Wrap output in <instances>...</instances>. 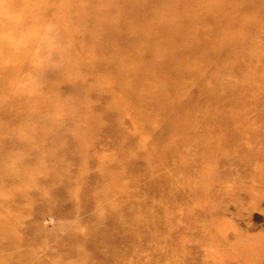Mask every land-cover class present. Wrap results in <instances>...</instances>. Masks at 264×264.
Segmentation results:
<instances>
[{
  "label": "rangeland",
  "instance_id": "rangeland-1",
  "mask_svg": "<svg viewBox=\"0 0 264 264\" xmlns=\"http://www.w3.org/2000/svg\"><path fill=\"white\" fill-rule=\"evenodd\" d=\"M25 1L28 3L24 9L26 14H22L3 6L0 0V23L8 19L31 22L27 32L13 43L16 51L9 50V53H4L0 57V63L5 66L4 69L6 68V71L1 73V78L8 82L5 89L11 88L14 91V96L10 100L0 96V117L8 120L6 123L0 122V149L5 148L4 152L0 153V168L9 164L20 165L27 161L26 155L32 147L40 154L31 158L32 164L29 169L22 170L24 173L27 171L36 176L33 182L17 186L9 182L4 184V174H0V204L6 206L5 210H0V220L13 216L12 212L6 210L9 209L11 197L30 190L25 196L22 195L25 199L24 208L20 209L22 212L16 218L19 219L20 228L10 229L8 233L6 231L7 236L10 235L9 238L14 239L6 246L5 257L0 260V264H12L22 250L24 258L31 256L33 259L27 264H88L86 260L91 252L82 244V240L87 235L86 231L89 227L98 230L97 225H100V229L110 226L105 219L110 216L108 212L113 213L117 204L121 205L124 199L123 187L127 188L126 194H135V190L141 194L147 190L152 192L159 190L162 197L163 194L169 193L166 188L169 187L168 185L159 186L158 182L163 180V175L175 177L183 168V164L188 162L190 168L201 170L199 174L202 175L201 180L205 178V184L199 189V176L190 173V170L187 171L186 178L191 180V186H186L183 179L174 180L178 183H176L177 187L185 186L187 192H184L180 202L175 203L172 200L170 204V209L175 210L174 216L172 215L175 217L173 221L168 220L170 229L164 231L155 226L147 228L146 235L149 240H145L148 239L146 236L137 240L138 248L134 246V254L136 253L137 258L132 261L130 258V261L133 264H146L154 254L162 252L166 254L164 259H160V264H264V140L256 139L257 133L264 134V121H262L264 118V14L248 12L243 17L240 11L239 21L246 18L249 26L245 31L238 30L228 35L229 38L233 37L239 42L248 39L247 52L244 56H240L242 59H250L249 54L253 49L256 56L263 61L259 63L262 65L259 75L254 76L255 82L252 80L253 85L245 95L247 103L243 104L242 110L239 106L240 97H230L232 100L228 101V106H215L216 102L221 100V95L218 89H213L214 84L210 78L221 65L219 66L215 62L216 59L210 58L208 54H199L196 61L189 63L188 60L183 66L187 72L201 74L204 85L202 88L198 86L201 88V94L197 99L202 100L201 103L207 98L213 100L209 110L218 116L216 122L211 120L210 116H206L208 122L204 123L202 110L199 112L182 109L185 107L182 103H189L195 98L193 84L176 85L178 93L183 97V101L177 107H170L160 101L152 104V101L158 99V94L154 90H149L150 86H156L157 89L166 83L165 80L160 81L163 72L159 71H151L152 78L156 77L155 80L158 81L152 79L148 81L149 84L141 89L142 92L133 88L129 93L124 90L114 91L110 83L116 81V77L106 78L109 84L106 86L107 89L95 90L92 93L93 98L82 103L80 109L82 120H76V116L80 114L77 108L72 110L73 119L71 118V122L68 123L67 114L62 112L61 108L47 121L41 122L32 116L37 111L38 101L30 100L42 94V83L52 80L47 72L62 68L64 63L60 62V66L58 60L67 53V46L71 47L75 54L81 52L86 54L82 68L89 69L93 62L111 60L119 62L121 58L119 54L107 50L111 45L116 50L117 44L115 42L111 44L106 39H98L97 28L90 26L89 23L101 17V14L108 10L107 3L113 0ZM127 1L136 3V10L131 15L124 14L122 10L109 15L104 23L100 24V29L103 27L105 29L108 25L116 30L120 28L121 33L124 32L126 37H132L136 34V29L128 27V24L137 20L142 12L147 11L152 14L150 18L144 17V24L141 26V31H144L146 27L156 22L176 23L183 20L181 17L188 16L187 14L192 10L189 8L190 10L181 11L176 7L180 1L193 0H170L169 3L156 7L149 3L150 0ZM220 1L223 0L209 2L215 4ZM91 5L97 6L98 11L91 12V8L88 7ZM206 11L207 8L202 7L198 12L204 15ZM231 16L233 14L228 12L227 17ZM182 25V28L193 26L191 23L183 22ZM122 26L127 28L123 27L121 30ZM15 31L5 24L1 25L0 39H8ZM249 39H253V43H250ZM213 46L217 48L218 43ZM144 52V49H136L134 53L141 55ZM154 55V60L157 61H162L164 58V55L158 52ZM65 61L67 62V57ZM249 65L252 67V63ZM173 67L180 69L177 65ZM248 67L247 72L252 77L254 70ZM73 76L75 77L74 74ZM88 76L90 77V74L83 73V79L76 77L73 81L76 85L89 83L91 80ZM236 83L240 86L239 81H234L233 85ZM61 84L57 82L58 87ZM49 93L51 97L63 102L65 98L71 96L69 92L65 94L62 88ZM128 95L130 98L127 97ZM139 101L142 103L139 104ZM163 101L168 102L164 99ZM146 103H150L151 108L146 107L144 105ZM102 112L113 115L105 118ZM261 114L262 118L259 119ZM84 121H91L96 125L84 127ZM186 122H190L192 128L182 130L179 126ZM217 128L220 131L216 133L214 131ZM83 131L90 133L84 134ZM231 131L237 135V138L239 136L245 138L242 140H244V149L248 152L241 154L239 159L249 158L250 164L246 172L248 179L242 182L236 180V177L229 176L223 182L216 179L213 182L218 185H213L212 181L208 180L210 172L222 173L218 169L212 171L211 167L214 165L208 162L203 148L217 144L223 150V157L226 156L222 145L229 140L231 142L226 149H231L233 146L235 141L232 142V139L227 138V134ZM156 132H160V136L158 135L160 138L155 136ZM80 133L83 135L80 136ZM4 138L7 140L3 141ZM129 138L135 140L131 146L124 148L117 144ZM20 139L23 141L22 144L19 142ZM178 140L192 143H187L185 150L172 152L174 169L166 170L170 167L165 165L161 155L167 145L170 146ZM194 141L199 143L200 147H197L200 148L199 153H196ZM13 144L14 148L11 146ZM67 149H71L72 153L74 151L71 157H67ZM91 150L102 154L93 153L92 157L86 156L87 151ZM116 153L126 154V158L121 160L126 164L130 163L134 155L139 156L136 161L138 163H133L139 166L133 167L129 175L124 174V169L114 171L111 167L119 161L114 158ZM142 153L146 156L144 157ZM196 156H200L201 160L195 159ZM252 157L257 158L258 161L252 160ZM107 166L111 167L105 171ZM223 173H225L224 167ZM101 174L104 181L102 185L99 183L100 180L96 182ZM253 181L256 184H253ZM132 183L137 184V189H132ZM82 186L91 190L92 197L107 196L106 201H99L101 204L95 201L96 207L87 211L80 208L81 202H77L78 199H75V202L73 198L79 196ZM149 200L152 203L156 198L152 197ZM237 204L238 208L234 209L233 205ZM226 206L228 209L223 211ZM161 211L165 220L168 217L164 212L166 210L162 207ZM133 217L145 222V216L139 210H132L130 223H133ZM98 220L101 221L100 224L97 223ZM119 220L123 221L120 218L114 219L115 222ZM109 231L116 233L115 229ZM15 239L26 242L20 246L21 244L15 242ZM37 260L42 262L37 263Z\"/></svg>",
  "mask_w": 264,
  "mask_h": 264
},
{
  "label": "bare ground",
  "instance_id": "bare-ground-1",
  "mask_svg": "<svg viewBox=\"0 0 264 264\" xmlns=\"http://www.w3.org/2000/svg\"><path fill=\"white\" fill-rule=\"evenodd\" d=\"M203 1L204 0H193L189 2L180 1L176 9L182 11L190 8L192 11L190 12V14H187L188 16H182L181 19L183 18V20H180L176 23L156 22L155 24L146 27L144 31H141V26H143L144 24V17L150 18L152 14L149 12L147 13V11L142 12L137 20H134L131 24H128V27L136 29V34L132 37H126L124 35V32L121 33L120 28L119 30H116L107 25L105 26V29L104 27L103 29H100V24H103L104 20L108 18L109 15H112L119 10H122L124 14L126 13L127 15H131L136 10V3L127 0H113L112 2H108V10L104 11L105 13L101 14V17H97L95 20H92L89 23H91L90 26L97 28L96 32L98 39H106L107 42L111 44H114V42L117 44L118 48L116 50L113 49L112 45H108L109 48L107 50H110L112 53L119 54L121 59L119 60V62L117 60H111L108 62H93L89 69L82 68L81 66L85 63L86 54L84 52H81V54H75L73 52V49L67 46V53H65L64 56H62V58L58 60V64H60V62L64 63V65H62V68L60 70L47 72L48 76H50L54 81L51 80L50 82H47L45 84L42 83V94L34 96L30 100L32 101L33 99H35V102L38 101V105H36L37 111H35L32 116H34V118L40 120L41 122H45L62 108L63 110L61 111L67 114L66 119L67 122L70 123V119H73L72 110L78 108L80 114H78L79 116H76V120L80 121L82 120V113L80 110L82 108V103L90 98H93L92 93L95 90L101 91L102 89H107L106 86H109V84L106 78H109L111 76L116 77V81L110 83V86L114 91L123 92L122 90H124L129 93V91L133 88L136 90L140 89V91L142 92L141 89H143L144 86H147L146 84H149L148 81H150L151 79L154 81H158L155 80L156 77L152 78L151 71H159L163 72V74H161L160 76V81L165 80L166 83L164 86L158 87L157 89L156 86H150L149 90H154L159 95V97L157 95V100L152 101V104H156L160 101L164 104H168L170 107H177L183 101V97L178 93V88L176 85L184 86L186 84H193L195 85L193 93L196 99L194 98L193 101H189V103H182L185 106L182 109L185 111L198 110L199 112L202 110L203 116L205 117V119H203L204 123L205 121L208 122V120H206V116H210L211 120H214L216 122L218 121V116L213 114L209 110V106L213 104V100L207 98L204 99L203 103H201L202 100L197 99L201 94L200 89L204 85L201 74L187 72V70H185L186 68H184L185 66H183L188 62V60L189 63L196 61V57L199 54H208L210 58L214 60L216 59L215 62L219 64V66L221 65L220 67L216 68V73L210 78L211 82L214 84L213 89H218L221 95V100L217 101L215 106H228V101L232 100L230 99V97H240L239 106L242 110L243 104L247 103L245 95L249 91V88L253 85L252 80H254L255 82L254 76L256 74L259 75V71L261 70L260 68L262 66L259 63H263V61L261 60V58L256 56L257 54L253 51V49L249 54L250 59H242L240 56H244L247 52L248 39L239 42L233 39V37L229 38L228 35L232 32H237L238 30L245 31L248 28L249 24L246 22V18H242L241 21H239L238 19L240 11L243 17L248 12H251L253 14H264V0H223L215 4H210V0H206V2ZM2 2L4 4L3 6L5 7L10 8L14 11H19L22 14H26V11L24 12V9L28 5V3H26L25 0H2ZM167 2L169 3L170 0L149 1V3L154 7L161 6ZM88 7L91 8V12H95L96 10L98 11L97 6L95 5H91ZM202 7L207 8V11L204 15H200L198 12ZM228 12H231V15L233 14V16H231L230 18L227 17ZM182 22L186 24L191 23V25L193 26L182 28ZM30 23V20L19 22L15 19H8L6 22L0 23V26L5 24V26L11 27L16 30L14 34H10L8 39H0V57L4 53H9L11 50L16 51V46L13 43L18 41V39H20L21 36L27 32L30 27ZM96 25H98V27ZM123 27L127 28V26H122L121 30L123 29ZM219 42L221 44H219ZM249 42L253 43V39H249ZM216 43H218L217 48L213 46ZM136 49H144L145 52L141 55H136L134 53ZM217 50L219 51L217 52ZM155 52L160 53V55H164L162 61L154 60ZM66 57L67 62L65 61ZM169 63L171 65H167ZM250 63H252V67L251 65H249ZM173 65H177L180 69L174 68ZM248 66H250L251 69L254 70L252 77L249 76L247 72L249 68ZM4 67L5 66L0 63V96H3L5 100H10L12 96H14V91L11 88L5 89V86L8 84V82L1 78V73L6 71V68L4 69ZM21 68L22 67H20V69ZM74 68L75 71L73 72ZM71 72H73L75 77L73 76V74L71 75ZM83 73L90 74V77L88 76V78H90L91 81L89 83L86 82L84 84L76 85L73 80H75L76 77H80V79H83ZM220 73L221 75H223V77H221ZM86 76L87 75H85V77ZM55 81L62 84L58 87L57 82ZM234 81H239L240 86L237 85V83L236 85H233ZM198 86H200L201 88ZM57 88H62V91L65 94L69 92V94L71 95L70 98H65V101L63 102L60 100H56V97H51L49 92ZM127 97L130 98L129 95ZM163 99L167 100L168 102L163 101ZM141 103L142 101H139V104ZM144 105L151 108V106H149L151 105L150 103H146ZM102 115L105 118H110L113 114L109 112H102ZM261 118L262 114L261 116H259V119ZM262 121H264V118H262ZM0 122L6 123L8 122V120L0 117ZM189 123L190 122H186V124L180 125L179 127H181L182 130L191 129L192 126ZM83 124L84 127H91L93 125H96V123L91 121H84ZM218 131L220 130L217 128L214 132L217 133ZM83 133L89 134L90 132L83 131ZM79 135L82 136L83 134L80 133ZM158 135L160 136V132L155 133V136L159 137ZM242 137L239 136L238 138L241 140H238L237 135L235 133H232V131L227 134V138L232 139V142H235L233 143V146H231V149H226L231 141L226 140L224 142L222 147L225 151V154H227L224 157L223 150L217 144H214L211 147L209 146L208 148L207 146L203 148L205 150V156L208 157V162L211 163V165H214L211 167L212 171H217L218 169L222 173L212 174L210 172L208 180H211V183L213 185H218L216 182H213L216 179L223 182V180H226L229 176H231L230 178L236 177V180H240L242 182L248 179V175L246 174V172L249 168L248 164H250L248 162L249 158L239 159L241 154H245V152H248V150L244 149V140L242 139L245 138ZM5 139L7 140V138H4L3 141H5ZM256 139L264 140L263 132L257 133ZM122 141L124 142L120 144ZM19 142H21L22 144L23 141L20 139ZM134 142L135 140L133 138H129L128 140H121L120 143H116L120 147L126 148L131 146ZM116 143L112 144L115 145ZM187 143L192 142H188L187 140H178L170 146L167 145L163 154L161 155L164 163H166L165 165L167 167H170L166 170L169 169L172 171L174 169L173 159L171 160V158H173L172 152H177L180 149H184ZM193 144L196 148L200 147L199 143L197 144L195 142ZM11 146L12 148H14V144ZM4 149L5 148H1L0 153L4 152ZM8 149L9 147H7V150ZM199 149L200 148L196 149V153H199ZM71 151V149H67V157H71L73 155L74 151L73 153ZM75 152L77 153L78 150L76 149ZM93 153H97V155L102 154L100 152L98 153V151L94 152V150H91L87 151L86 156L92 157ZM39 154L40 153H36L35 149L32 147L29 153L26 155L27 161L25 160L20 165L9 164L2 166L0 168V174H4L3 183L6 184L9 182L11 185L17 186L20 184L22 185L24 183L27 184L33 182L36 176H34V174L28 173L27 171L26 173H24L22 170L23 168L29 169L32 164L30 163V161L35 158V155ZM142 154H144V157L146 156L145 153ZM80 155L83 154L80 153ZM138 157L139 156L134 155L130 163L127 162L126 164L125 161H121L122 159L126 158V154L116 153L114 158L118 159L119 161L117 162V164L112 165V167L107 166L105 168V171L106 169H108V167H111L114 171H116L117 169H124V174L129 175V171H131L133 167L137 165L139 166V164H133L138 163L136 162L137 159H139ZM195 159H197L198 161L201 160L200 156H196ZM251 159L258 161V159L255 157H252ZM188 163L190 164V162ZM188 163L183 164V168H181L177 175L175 173V177L165 174L163 175V180L158 183L159 186L165 185L166 187V185H168L169 187L166 188L169 190V193L163 194L164 196L162 197L159 190L158 192L157 190H154V192H152V190H147L143 192V194H141V192H137L138 190H135V194H126L127 188L123 187L124 195L122 196L124 197V199L122 200L121 205L118 206L117 204L114 207L113 213L108 212L110 216L105 219V222L110 226L100 229V225H97L99 226L98 230L96 228L92 229L89 227V230L86 231L87 235L82 240V244L91 252L90 255L87 256L86 263L133 264V262L131 261L137 258V256L135 255L136 253L134 254V246H137V240H140L142 236H146L148 238V236L146 235L147 228L155 226L157 228H162L164 231H166L168 228L170 229V227H168V220L171 222L175 218L173 217V212H175V210L173 208L170 209V204L172 203V200L175 201V203L180 202L183 199L184 192H187L185 186H176L177 182L175 181L177 180V178L183 179L186 182L184 183L186 186H191V180H187L186 178V176H188L187 171L190 170V173L198 174L197 176H199V189L203 186V184H205V178L203 177V180H201L202 175L199 174L201 173V170H198V168H190V165ZM223 167L225 169V173H223ZM166 173L169 174L168 172ZM97 178L98 180L96 182L100 180L99 183H101L102 185L103 182L104 184L102 174ZM252 183L256 184L255 181H253ZM136 186L137 184L132 183L131 187L132 189H137ZM123 188H121V190ZM90 191L91 190L82 186L79 196L73 198V201L76 202L75 199H78L77 202H81L80 208L86 209L85 211L93 207L95 208V201L99 203V201L104 202L107 199V196L92 197L90 196ZM117 191L120 192V190ZM28 192H30V190ZM28 192L26 190V193ZM26 193L24 191V193L17 194L11 197L10 205L8 207L9 209L6 208V210L12 212L13 216H11V218H13L11 219L6 217L5 219L0 220V242L2 243L0 245V260L5 257L4 252L5 249H7L6 246H8L9 243H12L14 239L13 237L9 238L10 235L7 236V233L12 229L18 230L20 228L19 219L16 220V218L19 216V213L22 212V210L20 209L24 208L23 205L25 203V199H23L24 197L22 195L25 196ZM152 197L156 198V200H153L154 202L150 203L151 200L149 199ZM246 199L249 198L246 197ZM0 205V210H5L6 206L2 204ZM162 207L166 210L164 212L168 215L165 220H163V211H161ZM227 207L228 206H226L223 211L225 209H228ZM236 207L238 208V204L233 205L234 209H237ZM133 209L139 210L141 214L145 216V222H141L135 219V217L132 218L133 223L129 222V218L130 216H132ZM113 218H120L123 221L121 222L119 220L118 222H115ZM97 223L100 224L101 221L98 220ZM111 229H115L116 233H111L109 231ZM145 240H149V238ZM17 241L18 240H16L15 242ZM25 242L26 241L21 240L17 243L21 244L20 246H22ZM164 254L166 253L158 252L154 254L151 257L150 261L146 264H160L159 261H161L162 258L164 259ZM26 256L28 255L26 254ZM130 258H132L131 261ZM31 259V256L24 258L22 250L12 264H27L31 261ZM36 262L41 263L42 260H37Z\"/></svg>",
  "mask_w": 264,
  "mask_h": 264
}]
</instances>
